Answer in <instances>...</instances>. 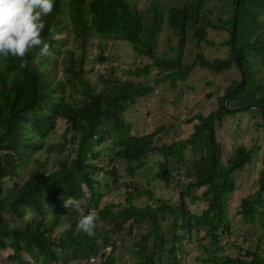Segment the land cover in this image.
I'll return each instance as SVG.
<instances>
[{"label": "trees", "instance_id": "16d2710c", "mask_svg": "<svg viewBox=\"0 0 264 264\" xmlns=\"http://www.w3.org/2000/svg\"><path fill=\"white\" fill-rule=\"evenodd\" d=\"M139 1L53 0L52 10L42 17L47 54L35 47L24 57L0 56V258L10 251L6 262L56 264L69 252L80 264L95 263V258L97 264H129V252L131 264H186L184 241L195 231L204 232L200 242L207 259L196 257L200 264H264L262 236L255 247L221 241L230 231L233 176L254 153L241 147L222 162L219 128L230 114L222 99L241 79L231 53L236 0H228L233 5L230 17L215 22L205 15L209 0H170L165 6L160 0H145L144 8ZM210 31L228 33L227 57H206L203 46H215ZM94 37L100 46L125 42L147 65L128 69L125 77L115 75V69L94 75L86 69ZM233 48L244 84L230 96L228 106H264V0H240ZM186 49H191L187 59ZM64 54L65 80L58 77L56 60ZM97 59L109 61L103 53ZM153 69L155 85L169 83L172 89L189 84L199 73L213 76L207 84L215 88L208 97H216L219 107L186 120L193 124L188 138L160 145L164 125L139 134L127 119L135 104L154 95L152 85L136 80L141 74L150 77ZM65 84L72 91L67 93ZM60 121L66 124L64 142L45 147ZM259 127L263 129L261 121ZM189 148L199 159L184 165ZM57 149L64 157L47 171L50 154ZM107 159L114 166L107 168ZM169 161L183 169L172 172ZM120 169L128 176L124 186ZM172 182L177 183L176 198L163 193ZM68 197L80 200L78 209L63 206ZM201 202V212L191 209ZM89 211L96 213L92 235L78 227L79 217ZM237 213L247 225L264 228V170L258 191L242 200ZM66 217L72 223L62 231ZM124 234L134 239L127 244L123 237L117 255V238ZM205 238L208 246L202 245ZM231 246L238 250L235 256L226 252Z\"/></svg>", "mask_w": 264, "mask_h": 264}, {"label": "rangeland", "instance_id": "374dc122", "mask_svg": "<svg viewBox=\"0 0 264 264\" xmlns=\"http://www.w3.org/2000/svg\"><path fill=\"white\" fill-rule=\"evenodd\" d=\"M163 6L169 4L170 0H160ZM138 5L142 8L146 6L145 0L138 2ZM232 3L228 0H209L205 8L206 17L210 18L212 21H217L219 17L227 19L231 15ZM65 35H62V38ZM210 40L215 43L214 47L204 45V53L209 60L215 58H225L228 55L229 48L226 46V42L229 38L228 33H217L214 31L209 32ZM163 38V35H162ZM88 59L86 69L91 70L94 75L106 74L112 69H115V75L125 77V72L128 69H136L137 67H143L147 65L148 60H143L142 58H137L132 47L125 42L118 41H108L107 43L99 45V38L94 37L89 42ZM73 49V46H72ZM102 49V50H100ZM191 49H186L185 59H187V54ZM159 52L162 53V45L159 48ZM103 53L105 57L109 58L107 62H101L97 59V55ZM68 54L64 56L57 57L58 61V77L59 79H64L68 76L66 68L68 63L63 59L66 58ZM157 71L154 69L151 71V76H145L141 74L137 77V82L145 87L153 86L155 88L154 95L152 97H146L142 101L135 104V107L127 113V119L135 124V133L139 134H149L155 130L160 125L165 126V132L161 134L160 145L165 141H170L172 139H185L188 138L193 131V124H186V120L193 118L195 115L202 114L208 115L210 112L216 110L219 107V101L216 97H208L214 91V86L207 84L214 78L209 73H199L194 78H191L189 84H180L177 89H172L169 83H162L160 85H155L153 82ZM222 83L221 79H218V86ZM65 91L69 93L72 91L70 85L65 84ZM224 88L220 90L222 95ZM261 121L260 112L256 109L249 110L246 112L230 113L223 119V122L219 128V138L222 146V162L226 164L229 158L234 156L236 152L241 147H246L249 150H253L252 161L246 165V167L234 174L233 179L236 185V191L229 197V224L230 231L229 236L222 238V244H226L227 240L230 239L231 242L239 246H244L245 248L249 244L254 247L259 243V238L262 236L263 240L261 242L262 254L264 256V228L260 224L256 223L254 225H247L237 213L239 211L240 204L243 199L250 195L255 194L258 191L259 177L264 170V129L259 127ZM66 128L64 121H60L56 132H50L45 141V147L64 142L62 134ZM134 133V132H132ZM64 157V153L55 150L49 157V163L47 171L54 167L56 160ZM199 157H194L190 151V148L186 152L184 165H189L197 161ZM107 168H110L114 163L107 159L104 163ZM169 168L172 172L179 169H183L176 162L169 161ZM121 179L120 182L122 186L128 183V176L120 169ZM11 180V179H10ZM8 180V181H10ZM177 183L172 182L170 189L168 191L163 190V193L169 195L171 198H176L177 193L175 188ZM113 190V189H112ZM112 190L106 191L110 193ZM113 192V191H112ZM202 190L198 192L200 194ZM113 197L111 195L106 196L105 199L110 200ZM119 199V198H118ZM191 209L197 212H201L204 209V204L201 202L197 206L190 205ZM196 207V208H195ZM62 231L66 230L68 226H71V220L69 217L63 219ZM57 235V233H56ZM126 239V243L129 244L131 239L128 235L119 236L118 240V252L121 251V246L124 244L122 238ZM204 232L199 234L192 233L189 240H185V259L186 264H200L196 260V257L203 256L207 259V254L201 249L200 240L203 239ZM247 240V241H246ZM202 245H209V239L205 238ZM99 249L102 250L103 247L99 245ZM226 252H230L233 256L238 253L235 247H228ZM10 251H6L2 254L0 258V264H10L5 261L6 255ZM25 259L31 260L29 255L22 254ZM129 260V264L133 263L132 256L127 252L125 254ZM98 258H95V263L97 264ZM33 262V260H31ZM80 264V262L71 253H66L60 256V260L56 264ZM93 260H89L88 264H95ZM39 264V263H35ZM87 264V263H85Z\"/></svg>", "mask_w": 264, "mask_h": 264}, {"label": "clouds", "instance_id": "9594fccd", "mask_svg": "<svg viewBox=\"0 0 264 264\" xmlns=\"http://www.w3.org/2000/svg\"><path fill=\"white\" fill-rule=\"evenodd\" d=\"M52 6L53 0H0V56L24 57L35 47H39L40 53L47 54L48 45L41 38L42 17L52 10ZM80 203L73 197L63 199L64 207L70 205L78 209ZM95 220L96 213L89 211L79 217L78 227L92 235ZM105 250L109 252L111 248L107 246Z\"/></svg>", "mask_w": 264, "mask_h": 264}, {"label": "water", "instance_id": "95a60500", "mask_svg": "<svg viewBox=\"0 0 264 264\" xmlns=\"http://www.w3.org/2000/svg\"><path fill=\"white\" fill-rule=\"evenodd\" d=\"M239 2H240V0H236V5H235L234 15H233V25H232V32H231V53H232L233 61H234L236 68L241 72V79H240L239 83L223 97L222 106L229 113L246 112V111L253 110V109L258 110L260 112V116H261V125L264 129V106L263 105L251 104V105H246V106H242V107L231 108L227 104V101L230 98V96L236 90L242 88V86L244 84V76H243L242 68H241L240 62L238 60V57L236 55L235 49L233 48V39H234L235 31H236V19H237Z\"/></svg>", "mask_w": 264, "mask_h": 264}, {"label": "built area", "instance_id": "2783aa9c", "mask_svg": "<svg viewBox=\"0 0 264 264\" xmlns=\"http://www.w3.org/2000/svg\"><path fill=\"white\" fill-rule=\"evenodd\" d=\"M108 249H109V248H108ZM108 249H107V250H108Z\"/></svg>", "mask_w": 264, "mask_h": 264}]
</instances>
